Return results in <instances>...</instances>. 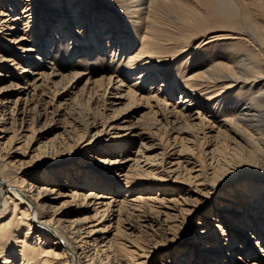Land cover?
Listing matches in <instances>:
<instances>
[{
	"label": "bare ground",
	"instance_id": "bare-ground-1",
	"mask_svg": "<svg viewBox=\"0 0 264 264\" xmlns=\"http://www.w3.org/2000/svg\"><path fill=\"white\" fill-rule=\"evenodd\" d=\"M64 1L40 17L35 0H0V264H146L148 253L161 244L155 242L148 248L140 239L148 243L164 234L168 245L178 241L177 228L208 207L221 181L233 185L219 197L228 203L222 205L218 216L221 220L227 217L228 222L235 219L233 230L223 231L227 236L225 264H264V170H256L255 162L250 166L249 158L240 157L243 150L232 147L234 141L224 137L230 132L247 138L252 148L264 153V0H258L259 12L254 16L232 1L206 0L217 14L218 25L236 28L227 38L245 40L249 48L240 44L238 50L229 52L232 60L210 63L191 78L168 73L174 56L168 55L164 46L174 38L157 32L161 26L152 13L154 4L161 0H114L110 5L102 1L101 6H96L95 0H68L63 5ZM201 19L195 12L186 17L191 23ZM64 49H68L71 61L76 55L107 57L109 73L66 72L68 62L57 58ZM223 81L250 87L245 100L231 103L232 119L222 117L214 105L206 114L203 111L211 100L200 93H210ZM78 90L89 93L91 101L101 98L103 111L110 113L99 121L95 118L82 123L83 132L71 145L68 158L93 152L90 149L101 143L97 155L104 168H89L75 184L76 191L62 189L67 184L61 188L43 184L32 190L34 178L30 176L28 181L23 171L6 162L16 153H6V146L24 141V147L33 138L38 141L62 128H78L65 118ZM178 91L181 94L176 98ZM91 127L96 129L95 135L82 142ZM60 134L52 137L48 146ZM194 146L202 147L203 155L210 154V162L196 159ZM115 147L121 149L117 156L112 155H116ZM46 148L47 142L36 147V155ZM234 151L238 158H233ZM128 162L132 163L122 164ZM247 164L252 168L232 171ZM260 168L264 169V164ZM110 172L119 179L113 182ZM175 174L174 184L188 185L183 187L186 196L160 193L165 179L171 181ZM49 177L57 179L55 174ZM87 184L90 190L79 193ZM107 184L110 191L125 187L121 191L125 196L98 191ZM236 188L242 189L241 200L250 198L253 202L250 219L229 203L236 199ZM63 197L71 201L58 204ZM70 215L75 216L68 220ZM213 227L222 228V224L214 223ZM254 233L255 244L251 241ZM193 236L199 240L197 246L219 238L207 226L198 228ZM222 249L207 245L200 263L218 264L217 253ZM196 253H192L193 260L200 255ZM249 257L251 260L245 259Z\"/></svg>",
	"mask_w": 264,
	"mask_h": 264
},
{
	"label": "rangeland",
	"instance_id": "rangeland-1",
	"mask_svg": "<svg viewBox=\"0 0 264 264\" xmlns=\"http://www.w3.org/2000/svg\"><path fill=\"white\" fill-rule=\"evenodd\" d=\"M60 1L61 0H35L36 14L41 17L42 13H45L47 9L50 10V9H53V7H60L61 5ZM67 1L68 0L64 1L63 5L67 4L68 3ZM102 1H104L105 4L110 5L112 4L114 0H97V1L95 0L96 6H101L102 4L100 2ZM228 1H229L228 4L230 3V1H232L236 5L240 6L241 9H243L242 11L249 9L248 14H250L251 16H254L256 13L259 12L257 9L259 5L258 0L256 1L255 0H228ZM81 10L83 11V9ZM77 12H79V9ZM191 12L201 14V16L204 19L203 20L201 19L198 22H193V23L186 21V17L189 14H191ZM152 13L153 15H155L154 17H156L154 20H156L161 26L160 30L158 27H156L158 28L157 32L159 33L161 32V35L163 34L162 36L165 38H168V37L174 38L173 39L174 41L170 39L171 44L169 43L168 46L167 45L164 46L165 47L164 50H166L165 52H167L168 55L170 56L171 55L174 56L173 57L174 60L171 61V64L169 65L170 71L168 72L172 76L176 75L177 77H183V78L195 77L202 70H204V68L208 66V64L210 63H216V65H219L221 63H227L230 60H232L233 58L229 59L231 58L229 56V52L234 49L238 50L240 48L239 47L240 44H244L243 45L245 46L244 48H247V47L249 48L245 40H241L238 38L231 39L230 37L227 38L228 36L231 35V33L236 31V28L222 26L220 24L218 25L219 20H218V17H216L217 14L211 11L206 0H161L154 4ZM70 15H73V13H70ZM40 17L38 19V25L41 24ZM60 19H61V16L57 17L56 20L59 22ZM174 53L175 55H173ZM76 56L74 57L73 61H71L69 57L68 49H64V53L62 55L61 54L58 55L57 58L62 63L68 62L69 68L66 69V72L70 71V69H74L80 72L83 71L86 74L91 73V74H97V75L101 74L102 75L105 73H109V71L107 72L109 68V60L107 57L102 59V57L98 55L96 56L93 55L92 57H88L86 55H80V56L78 55L77 57ZM99 76H96V77H99ZM81 85H83V83ZM245 85L246 84L230 85L229 81H223V82H220L219 85L215 87V89L211 88L209 90L210 93L209 92L204 93L205 91L201 92L200 93L201 96L204 95L203 96L204 98L209 97V100H211L210 101L211 105H208L206 106L207 108L203 109L204 113L206 114L208 112L207 109L208 110L211 109V107L214 105L213 107H216L219 110L218 112L221 113L222 117H226L227 119H232L233 110L231 109V106H230L231 103L236 102V101L242 102L248 97L250 87L249 85H246V86ZM226 86H233V87L226 88ZM180 94H181V91L176 92V98L179 97ZM77 95H78L77 97L74 96L77 99H75L72 102V104L68 106V108L70 109L68 110V113L65 115V118L66 120L72 121L73 124L76 123V125H78V128H76L75 130L74 128L73 129L69 128V130L67 131H64V129L62 128V129H59L56 133L50 134L46 138L39 139L38 141L33 138L31 139L30 145L27 144L24 147H23L24 141H22L23 143L16 142L14 144L12 143L6 146V149H5L6 153L8 151L16 152L13 155V157L6 159V162H9L10 165H14L16 171H19V170L23 171L25 173L24 177L28 178V181L31 182V180H29L30 176L34 178L32 180L33 181L32 185H34V188L32 190L39 189L43 184H53V185H58V186L60 185L59 186L60 188H61V185L67 184V185H63L62 189L64 188V190L66 189V191H68L69 189L74 190L75 188L77 190L79 188H76L75 184L83 180V176L85 172L87 173V170H89V168L92 169L93 171L94 169H97L98 167L101 166V162H99L100 155H97V152L101 151L99 149L102 147L101 143L96 144V148L90 149L93 152L84 151L83 153H80L79 157L73 156L71 159L68 158L69 156L68 154L72 150L71 145H73L79 140L80 135L83 132L84 126H82L83 125L82 123H84L85 121H92L95 118L99 121L105 116L106 113H110L109 111L108 112H105V110L103 111L102 109L103 100L101 98H100V101L98 102L91 101L92 99L89 98V93L86 94L85 92H82L81 90L80 91L78 90ZM213 96H216V97H213ZM63 118H64L63 116L60 117V119H63ZM72 118L74 120H72ZM77 121H80V122L77 123ZM97 128L101 130L102 127L99 126L98 124ZM87 131L88 133L86 132L84 138L82 139V142L84 141V143L89 142L96 133V129L93 127L89 128ZM161 133H163V131H161ZM57 134H60L57 140H55L53 145L48 146L50 144L49 140ZM224 137L230 139V142L231 140L234 141V143H232L233 144L232 147L234 146L235 148H239L238 151L243 150L241 151V153H243L242 154L243 156H240V157H244L245 155L244 158L246 160H248L249 158V160H251L250 166L256 165V170H258L259 172H262V170H264L260 168L261 165L264 164V153H261L257 151L255 148H252V143L249 139L240 138L236 134H233L230 132H228L227 136H224ZM219 138L222 139V135ZM46 142H47L46 151H43V154L40 153V156L36 155L35 153L36 147H39V146L42 147L43 145H45ZM237 143H238V146L235 145ZM139 144L140 142L136 144V147H138ZM55 145L57 147H55ZM19 147H23V148L21 149ZM129 147H132V146L129 145ZM194 147H196V149H194L193 154L195 156L194 155L193 156L196 159L200 161L206 159L207 162H210V157H211L210 154L205 156L202 154V151H203L202 147H199V146H194ZM115 149L114 151L116 152V155L114 153L112 154L113 156H117L118 150L119 151L121 150L120 148L117 149V147H115ZM129 149L133 150L131 148ZM106 150L108 149H105V151ZM230 152H232V150ZM106 154L103 155L102 153L101 155H103L104 157ZM237 155H235V151H234L233 158H238ZM47 156H50V158H48L49 160H47ZM93 156H95V158H93ZM207 157H209V160ZM54 159H57V160L54 161ZM45 160L47 161L45 162ZM42 161L44 162L43 164L41 163ZM234 161H237V160L234 159ZM233 162H231L232 165H233ZM130 163L132 162L122 163V164L126 165ZM252 163H254L255 165ZM234 164H238V163L234 162ZM87 165H89L90 167H87ZM169 165L170 164H168V166ZM247 165L248 166H242V167H239L238 170L235 169L232 171L247 170L246 167L252 168L249 166V164ZM233 166L234 168L237 167V165H233ZM101 167L102 169L104 168V166H101ZM124 168L125 170H127L128 166ZM110 171H114V170L112 169ZM124 172L125 171H123L122 173ZM262 173L264 174V171ZM51 174H55L57 176V179L53 180V178L49 177ZM177 174L173 175V177L170 179L171 181L165 179L164 185L162 184L164 187L161 188L160 193H165V191H168L170 192V196L171 194L178 195L180 193L182 196H186V192L184 191V189L187 188L188 185L186 183L174 184L172 182ZM117 175L118 174L114 173L112 174V177H111V172H110L109 176L112 178L113 182H115L117 181V179H119L116 177ZM119 177H121L120 182H122V186H124L125 181L123 180V177L121 175ZM50 180H52L51 183H50ZM84 184L86 183L84 182ZM242 184H246V183H242ZM89 185L87 184L86 188H83L82 190L81 189L78 190L79 193H85L86 191L90 190ZM113 185H115V183H113ZM219 185L220 186L216 190L215 197L213 198L211 203L208 204V207L199 210L197 213H195L194 216L190 217V220L188 221V223L184 224L181 228H177L178 233L176 234L179 239L178 241L172 242L170 245H168L162 236L164 234H162L161 236L156 235L154 240H150L148 243L144 241L142 238L140 239V242H141L140 244L148 248L149 246H152L155 242L161 244L159 246L157 244V248L148 253L149 254L148 258L144 260L146 261V264H203V263H200L201 258L199 257L204 256L202 255L204 253L203 249L206 248L207 245H210L212 247L216 246L217 248L218 247L223 248L221 251L217 253V255L220 256V260L218 261V264H225V259L227 256V250H226L227 245H225L227 243L226 241L227 236H225V233H223V231L233 230V226H235V219L234 220L231 219L232 222L231 221L228 222L227 217H224V219L221 220V217L218 216L219 214H221L222 205H225L226 203H228V202H224L221 200L219 201V197L222 194L226 195L227 190H229L233 184L228 185V184L222 183L221 181ZM58 186L56 187L58 188ZM104 186H107V188L99 186L98 188L100 189L98 191L100 192L107 191L110 194L111 192L115 193V192H121V191L126 190L125 187L120 186V187H116L115 191L114 190L110 191L112 187H110L109 184L104 185ZM67 188L69 189L67 190ZM103 188H106V190H104ZM233 191L234 193L236 192L235 194H237L236 199L234 198L233 199L234 201L229 202V203H232V206L234 205L236 208L240 210L239 214H241V212L246 213L247 215L246 220L250 219L254 212L253 202L251 201L250 198L248 199L245 198L243 200L240 199L241 194L239 193V191H242V189L236 188ZM122 193L123 192H121V195L122 197H124L125 193L123 194ZM67 201L68 202L71 201V198L63 197L62 199L57 201V203L58 204H61L64 202L67 203ZM93 213H94L93 211L88 212L87 215L91 216L93 215ZM226 213L227 212H225V214ZM229 214L233 215L234 211L232 212L230 211ZM74 216L75 215H70L69 218L67 219L69 220L73 218ZM213 217L215 219H211ZM200 220L202 221V225H197V223ZM236 221H239V220L237 219ZM94 223L97 224L98 221H94ZM214 223H217L218 225L222 224V228L213 227ZM238 223L240 225L242 224L241 221ZM206 226L212 229L215 232V234L218 235L217 237L219 238L216 240L214 239L212 241L210 240L209 242L201 241L199 245L197 246L196 244L199 242V240L193 239L194 238L193 234L198 228H201V227L206 228ZM241 233L242 232H240V234ZM253 235L255 236L256 239L252 237L251 241L253 244H255V242L257 241V235L256 233H254ZM183 236L184 238H182ZM217 240H219L220 242H218ZM148 248L146 249L147 251H148ZM195 249H198L199 253L198 251H195ZM193 252H197L196 254H200V255H196L195 260L192 259ZM237 255H241L243 257L244 254L237 252ZM245 259L251 260L250 257L245 258ZM207 263L212 264V262L209 263V261ZM213 263L216 264V262H213ZM240 263L243 264L245 263V261H240ZM232 264H236V263H232Z\"/></svg>",
	"mask_w": 264,
	"mask_h": 264
}]
</instances>
